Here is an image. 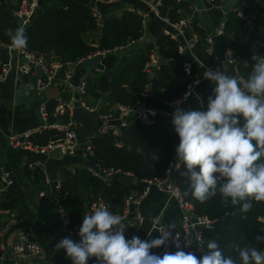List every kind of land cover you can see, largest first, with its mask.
<instances>
[{"label":"trees","instance_id":"1","mask_svg":"<svg viewBox=\"0 0 264 264\" xmlns=\"http://www.w3.org/2000/svg\"><path fill=\"white\" fill-rule=\"evenodd\" d=\"M37 1L36 15L31 23L24 27L28 43L23 50L40 54L47 62H74L96 51H112L126 46L131 41H137L144 32L140 18L132 12H126L120 18L107 17L103 20L99 41L95 44L98 27L91 16V0ZM185 8L184 3L176 5L169 0H161L158 10L160 16L175 23L182 18L181 10ZM199 22L194 18L189 25V33H196L199 38L193 50L204 65L211 66L212 58L205 53L206 31ZM19 26L12 12L0 4V43L11 46L6 29L15 30ZM225 26L223 38L227 41L226 44L235 56L247 62L246 67L239 66L241 74L247 80L256 62L254 57L264 53V41L257 35H247L242 23L233 14L226 16ZM149 30L155 39V46L161 59L165 61L150 83V95L159 103L173 105L186 92L188 83L181 69L183 56L178 54L176 43L161 34L160 24H151ZM150 49L151 47L144 49L141 44L134 45L127 49L118 65L116 55H106L102 59L104 73L88 78L83 99L89 96L96 105L104 100L108 104L132 106L149 85L143 68ZM107 74H111L113 81L124 88V91L110 103L107 101L109 92ZM47 105L52 111L56 104L49 102ZM106 109L101 105L99 112L104 113ZM56 135L57 133L53 131H42L33 135L31 141L45 145ZM178 143L179 137L175 133L172 121L165 116H157L149 124L134 120L121 129L116 139L111 134L92 139L93 149L89 161L93 165L132 174L135 183L126 187L120 181L122 177L116 176L109 184H105L94 178L88 168L73 172L63 169L60 183L65 195L64 210L71 225L80 226L86 211L99 201L106 204L113 214L119 215L124 200L142 191L141 181L162 177L169 164L177 162L175 146ZM137 149H141L142 152H138ZM152 153L158 156L156 160L152 158ZM185 171V167L180 164V168L172 174V181L179 188L182 197L192 204L195 215L212 221L211 227L201 233L204 250L209 240H214L223 249L225 256L233 258L238 255L233 248L235 243L241 247L255 245L264 249V243L257 244L255 239L257 235L264 236V202L253 201L246 219L242 218L240 205L233 206L230 201L225 204L219 193L201 203L191 195H183L185 191H189V180L184 175ZM34 177L36 183L43 179L38 171Z\"/></svg>","mask_w":264,"mask_h":264},{"label":"built area","instance_id":"2","mask_svg":"<svg viewBox=\"0 0 264 264\" xmlns=\"http://www.w3.org/2000/svg\"><path fill=\"white\" fill-rule=\"evenodd\" d=\"M12 3V15L20 24V26H28L38 10L37 0H8ZM90 10L91 16L94 19L98 28L102 27L103 19L98 11L93 7L91 0ZM99 1V0H96ZM111 1V0H110ZM115 1V0H112ZM147 6V10L143 12H137V16L140 18L141 27L144 30L143 35L137 41H131L126 46L118 47L112 51H96L88 56L77 59L74 62L59 63V62H47L44 56L37 53H28L25 50L16 51L11 46H5L0 43V49L7 50V53L11 55L12 52H16L23 59V63L19 66V70L24 75H36V81L34 86V92L37 97H41L42 93L49 89L55 81L62 79L67 86L72 88V85L68 84L69 80L75 74L77 68L84 66L86 62L97 60L102 65V59L108 55L113 54L118 58L117 65L120 64L121 54L124 55L127 49L134 45L143 43L146 37V28L148 26L150 17L153 16L162 21L170 29L165 30L164 34L176 43L177 52L183 56L181 62V69L183 76L187 79L186 92L183 94L179 102L186 101L189 98L192 90L204 79L203 73L208 70H219L221 66H228L232 68L233 76L239 78L242 82L246 81L241 74L239 66L246 67L247 62L244 59H239L231 48L226 44L221 51L217 50L215 43L216 38L225 37V20H222L216 28L214 35H208L204 37L205 53L212 58V65H204L194 53V45L198 42L199 38L196 33L190 32V18L179 20L178 22L171 23L167 18L161 17L158 12V7L161 5V0H137ZM174 4H179L185 0H169ZM228 0H207V7L204 10L208 13L212 10H220L221 7ZM193 12H199L194 10ZM232 14L242 23L243 29L247 35H264V0H238L235 7L232 10ZM261 31V32H260ZM188 32V34H187ZM96 46V45H95ZM230 51V55H228ZM262 57V56H261ZM161 57L158 53L156 46H153L147 55V61L144 65L143 72L146 74V78L149 85L146 87V91L141 93L139 98L136 99L132 106H123L117 103L108 104L104 100L101 105L105 106L106 111L104 113L99 112L101 105H88L83 97L86 95V82H82L78 87L77 94L80 96L79 108L88 114H93L101 121V126L96 130L91 138H87L81 142L77 140L76 126L67 117L68 113L73 109L74 99L72 98L68 102H65L62 98L55 100L54 110H49L48 103L43 101L38 105V117L41 122V127L36 130H28L20 134L11 135L6 139L8 148L18 149L33 155L50 156L56 154L58 157H81L85 161H89V157L92 155V139L95 137H101L106 134H111L115 139L121 133V129L127 127L132 121L138 120L141 123L149 124L151 121L160 116L159 113L147 106L141 101V99L150 95V83L156 76L161 67ZM12 60L3 64L0 67V81L4 80L12 68ZM104 69V67H103ZM196 69V72H195ZM198 69V71H197ZM99 74L104 73L96 70ZM177 101V102H178ZM175 102L173 105H177ZM110 103V102H109ZM180 104V103H179ZM203 111V110H202ZM172 121L171 114H162ZM113 123V124H112ZM42 131H53L57 133L56 137L45 145L36 144L31 141L33 135ZM89 143V145H86ZM119 142H117L118 144ZM180 168L179 162H172L169 164L164 175L160 178H154L152 180L141 181L142 191L139 194H134L127 197L124 200L121 215L124 220L123 223L132 225L136 228L140 227L143 223V218L140 212L137 210L141 204V201L149 194V191L154 188L158 192L164 193L169 199L174 200L178 211L181 216L180 231L178 233L180 240L179 243L184 251H194L198 257V251L202 245L201 233L203 230H208L212 221L205 217L196 216L192 204L186 201L177 186L172 181V174L174 171ZM43 169V168H42ZM94 178H97L109 184L112 178L121 176L129 178L132 183H135L132 174L122 173L120 170L114 168H104L100 165H93L90 170ZM42 174L49 184L47 174L43 169ZM12 185V179L9 173L0 170V194L5 189ZM39 198L49 199L50 203L62 221L63 228L66 231L69 238L74 242H79L80 237L78 235L80 226H72L67 213L64 210L65 195L63 194L60 179H58L53 186H51V192L47 195L44 192L39 193ZM104 206L106 204L99 201L92 204L86 215L93 213L96 207ZM162 227L154 223L151 227L152 231L156 232L157 238L161 235L158 229ZM195 242V245L192 244ZM177 249L171 241L165 243L160 247L158 255L163 256L166 252H175ZM41 254L40 246L37 242L35 234L31 228L20 229L15 233L14 242L10 248V254H6V248L1 241L0 231V262L4 261V264H27L28 261L38 258Z\"/></svg>","mask_w":264,"mask_h":264},{"label":"clouds","instance_id":"3","mask_svg":"<svg viewBox=\"0 0 264 264\" xmlns=\"http://www.w3.org/2000/svg\"><path fill=\"white\" fill-rule=\"evenodd\" d=\"M6 34L13 50L27 47L23 26L6 29ZM254 59L253 70L244 82L218 69L206 70L204 78L215 85L207 110L185 111L178 101L172 114L179 137L175 159L185 167L184 175L189 180V191L183 195L203 203L219 193L225 204L230 201L233 206L240 205L245 219L253 201L264 202V57L257 55ZM152 158L158 156L152 153ZM123 220L104 206L96 207L92 214L83 216L79 242L62 238L55 250H65L72 264H88L92 258L97 264H264V249L260 247L235 243L238 255L233 258L225 256L214 240H209L206 250L201 245L197 250L203 255L197 257L194 251L183 250L176 226L171 223L158 229V238L126 239ZM255 239L257 244L264 243V236ZM168 241L177 251L163 256L151 252Z\"/></svg>","mask_w":264,"mask_h":264},{"label":"crops","instance_id":"4","mask_svg":"<svg viewBox=\"0 0 264 264\" xmlns=\"http://www.w3.org/2000/svg\"><path fill=\"white\" fill-rule=\"evenodd\" d=\"M196 1L198 0H185L179 3L186 5V8L183 11L181 10L182 18L180 20L185 18L193 20L196 18L200 21L199 25L206 31V34L214 35L219 23L225 20L227 15L232 14V10L238 0L235 1L227 14H224L221 9L209 11L207 13L209 23L199 18L198 12H193L197 10ZM200 1L204 7H207V0ZM231 1L228 0L225 4ZM0 4L12 12L13 7L11 2L0 0ZM93 7H95L103 20L107 17L120 18L126 12H132L137 15V12L147 10V6L137 0H95ZM153 23L160 24L161 34L164 36V31L170 29L162 21L151 16L145 31L146 39L143 43H139L142 47L147 41L148 34H151L149 27ZM260 38L264 41V35ZM226 42L224 38H216L217 50L221 51L226 46ZM95 44H97V36ZM153 46H155V39L154 43L149 47L152 48ZM120 56L122 58L123 55L121 54ZM259 56L264 57V53L259 54ZM10 59L12 60L11 71L6 75L4 80L0 81V170L2 169L3 172L9 173L12 179V185L0 194L1 241L6 249H10L15 239V233L20 229L31 228L40 246L41 254L38 258L28 261L27 264H72L71 259L66 257L65 250H55V244L60 239L69 238L63 228L62 221L56 214L50 200L41 199L38 195L40 192H44L47 195L51 192V186L60 179L63 169H68L72 172L83 168L91 170L92 168L87 166V163L90 161H85L81 157L33 155L22 150L8 148L6 139L11 135L20 134L28 130H36L41 127L37 113L38 105L43 101L49 103L55 102L57 98H62L65 102H68L73 98L75 107L67 114V117L71 119L72 112L75 109L81 110L79 108L80 96L77 94L78 87L82 82H86L88 78L98 75L99 72L96 71L98 70L96 68L91 70L92 72H87L84 66L77 68L72 80L68 81V84L72 85V88L69 89L62 79H58L49 89L42 93L41 97H37L34 92V86L38 73L33 75L22 74L19 70V66L23 63L22 57L16 52H12L9 55L0 49V67L8 63ZM221 72L233 76L231 67L222 65ZM107 77L108 80L112 79L111 75L108 76L107 74ZM214 87L215 85L211 81L204 78L192 90L189 98L179 104V107L185 111H206L208 97L213 94ZM84 101L88 105H96V102L89 96L85 97ZM141 101L145 106L156 110L160 116L162 114L172 115L176 108V105H166L153 100L151 95L141 99ZM93 116L96 123L93 130V133H95L100 128L101 121L96 115ZM89 123L92 125L93 120L90 119ZM75 126L78 132L83 128L81 124H75ZM42 168L47 174L49 184L46 183L42 174ZM37 171L43 179L36 183L34 174ZM137 210L142 215L143 223L138 228L125 224L126 230L124 234L126 239H131L132 236H138L141 240L157 238L156 232L151 229L154 224L153 220H156V224L160 226H167L170 223L174 224L176 232L181 230V216L175 201L154 188L141 201ZM88 211L89 209L86 211V214ZM150 235L151 237H149ZM192 244L195 245V242L192 241ZM159 251L160 247L151 249L153 254L158 255ZM202 255V252L198 253V257ZM88 264H97V262L92 258L89 259Z\"/></svg>","mask_w":264,"mask_h":264},{"label":"water","instance_id":"5","mask_svg":"<svg viewBox=\"0 0 264 264\" xmlns=\"http://www.w3.org/2000/svg\"><path fill=\"white\" fill-rule=\"evenodd\" d=\"M236 0H232L231 2L227 3V4H224L221 8L222 12L224 14H227L228 10L234 5ZM196 5V8H197V11H199L198 13V17L201 18L204 22L206 23H209V19L207 17V12L204 10V6L203 4L201 3L200 0L196 1L195 3ZM100 29L101 28H98V33H97V42L99 41V37H100ZM154 43V37L152 34H148L147 36V41L143 44V48L146 49L148 48L150 45H152ZM4 53H7V50L4 49L3 50ZM95 63H96V69H98L100 72H103L104 69L103 67L98 63L97 60H94ZM165 64V61L161 60V65ZM111 74H108V76H110ZM124 91V88L121 87V86H118L111 78L109 79V92H108V97H107V100L110 101V102H113L115 97ZM101 105V104H100ZM92 119L93 120V124L91 125L89 123V120ZM71 122L75 125L77 124H81L82 125V129L77 133V140L79 142L87 139V138H91L93 136V130L95 128V119H94V116L91 115V114H88L86 112H83L79 109H75L73 112H72V116H71ZM86 145H89V143H86ZM52 156L54 157H57L56 154H51ZM50 155V156H51ZM87 166L93 168V164L91 162H88L87 163ZM120 181L122 182V184L124 186H129L132 184L131 180L129 178H126V177H123L120 179ZM82 225V224H81ZM80 225V226H81ZM6 254H10V249H6ZM0 264H4V261L0 262Z\"/></svg>","mask_w":264,"mask_h":264},{"label":"rangeland","instance_id":"6","mask_svg":"<svg viewBox=\"0 0 264 264\" xmlns=\"http://www.w3.org/2000/svg\"><path fill=\"white\" fill-rule=\"evenodd\" d=\"M96 67V63L95 61H89V62H86L84 64V69L87 71V72H92L91 70H94V68Z\"/></svg>","mask_w":264,"mask_h":264}]
</instances>
